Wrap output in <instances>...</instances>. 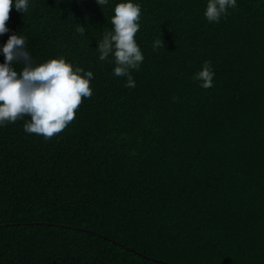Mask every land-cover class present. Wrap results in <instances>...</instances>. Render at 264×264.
<instances>
[{
    "label": "trees",
    "instance_id": "1",
    "mask_svg": "<svg viewBox=\"0 0 264 264\" xmlns=\"http://www.w3.org/2000/svg\"><path fill=\"white\" fill-rule=\"evenodd\" d=\"M122 2L13 0L0 64L17 34L34 66L91 71L93 94L50 140L0 125V264H264V0L211 23L208 0H131L134 88L97 50Z\"/></svg>",
    "mask_w": 264,
    "mask_h": 264
},
{
    "label": "clouds",
    "instance_id": "2",
    "mask_svg": "<svg viewBox=\"0 0 264 264\" xmlns=\"http://www.w3.org/2000/svg\"><path fill=\"white\" fill-rule=\"evenodd\" d=\"M96 3L106 5L108 0H96ZM12 6L13 0H0V35L9 31L6 22ZM14 6L17 11L25 13L28 0H15ZM235 7L236 0H208L204 15L210 23L219 22L229 8ZM140 19L139 4L131 0L117 4L111 18L113 29L104 34L97 46L99 60L106 61L111 55L115 63L113 75L127 77L125 87L128 88L136 86L130 70H138L144 60L135 40ZM77 31L83 34L85 28L79 26ZM25 44L24 37L13 34L2 48L4 63L0 64V125L30 117L23 125L24 131L50 140L75 119L76 110L83 99L92 96L90 81L93 73L84 72L80 67L74 70L64 58L34 66ZM157 48H164L161 38L153 43V50ZM14 62L24 65L19 73L12 67ZM214 75L211 62L205 61L194 79L202 81L200 86L208 89L213 86Z\"/></svg>",
    "mask_w": 264,
    "mask_h": 264
}]
</instances>
